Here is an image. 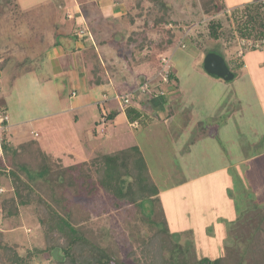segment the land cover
<instances>
[{
    "label": "crops",
    "instance_id": "obj_1",
    "mask_svg": "<svg viewBox=\"0 0 264 264\" xmlns=\"http://www.w3.org/2000/svg\"><path fill=\"white\" fill-rule=\"evenodd\" d=\"M132 1L10 0L0 6V105L6 108L10 116L3 133L8 148L6 151L11 161L14 158L17 162L22 160L37 164L41 161V152L65 167L89 161L94 157L87 158L84 153L89 147L88 142L100 139L104 142L105 138H111L117 130L125 132L124 124L138 132L164 120L174 124L170 126L173 138L194 134L200 139L210 141L214 140L221 132V127H224L223 132L229 137L232 120L227 116L230 112L223 122L224 126L219 122V125H211L208 128L207 122L201 117L203 112L200 109L199 112L202 114H194L197 111L195 106L192 108L193 111H190V107L185 105L186 101L178 104L177 99L181 97L177 86L180 83L179 75L176 85H172L171 82L162 83L157 95L154 96L153 91L138 94L128 106L121 105L115 98L118 92H127L128 89L132 91L136 89L137 92L145 80L143 76L149 72V67L139 59V55H133L134 44L128 45V37L134 29L126 13ZM220 2L225 13L230 15L234 9L254 0ZM81 31L90 38L84 40ZM178 33L184 37L179 44L168 50L172 51V58L183 55V53L179 55L180 44L187 36H191L189 41L193 42L188 41L187 46L191 47L194 54H198L197 70L216 80L222 79L209 75L204 68L207 51L204 45L199 47V43L205 38H200L199 35L198 38L195 37L190 27ZM240 43L235 42L234 51L241 47ZM90 44L95 47L109 74L107 81L95 87L89 84L82 53ZM222 49L226 48L223 46ZM210 51L222 52L217 46H213ZM245 55L244 50L232 57L224 53L229 65L235 56H241L245 62L244 66L235 69L234 79L241 74H244L246 79L251 77L250 63L246 61ZM137 81L138 85L135 83ZM223 82L228 85L231 81ZM252 82L250 83L252 91L248 92L249 95L243 92L236 98L232 97L236 104L245 96L258 100L259 114L256 111H252V114L250 112L241 114L242 119L250 117L253 131L245 126L251 134L245 132L238 137L236 132L233 141L236 147L238 144L240 146L244 144L242 147L246 148L247 152L250 148V139L254 148L256 141L264 136L257 137L255 134V130L264 134V96L260 93L262 89L255 87ZM218 83L216 84L219 85ZM219 88L222 90L221 85ZM221 90L216 92L214 104L228 105ZM242 90L247 91L243 87ZM173 106H178L176 112ZM167 107L173 109L167 111ZM130 112L136 118L131 119ZM155 112L162 117L158 116L159 119H156L157 116L152 115ZM254 115H257L256 120H253ZM136 120L141 123L138 128L131 125ZM245 121L249 122L248 119ZM176 124L180 126L177 130L174 129ZM187 126L192 130H186ZM194 144L193 141L191 147ZM135 145H138L144 154L140 144ZM187 152L191 154L189 149ZM218 156L224 160L223 157L226 155L223 151L220 155L216 151L213 153L209 151L207 156H204V162L202 156L188 157L187 162L192 164L190 169L188 167L189 178L181 176L179 182L168 183L164 187L165 184L160 185L152 173L144 154L151 175L159 188V194L154 202L157 208H160V216L166 220L171 233L179 234L180 239L181 236L187 235L186 233L193 232L195 237L187 236L186 242L190 241L195 245H200L196 234H206L203 241L199 240L201 245H226V242L232 239L230 228L238 219L240 210L246 208L252 200L264 209V151H253L247 157L234 161L253 183L251 187L253 195L249 197L250 199L245 198L247 202L244 205L233 198L232 163L219 164ZM260 156H263L262 161ZM257 161L262 164L258 165ZM6 167L7 171L11 169L8 163ZM253 169L255 172L252 174ZM173 174L175 173L171 171V175ZM183 182L184 189L178 187L182 190L183 201L182 209L178 211L174 200L168 198V193H174L175 185ZM10 184L7 182L8 191L11 192L12 181ZM195 185L203 186L200 194H197L199 197L195 194ZM187 187L195 194L190 193V197H197V200L194 199L196 204L189 207L184 203L189 201ZM150 209L154 210L155 207ZM176 225L178 229L174 228ZM208 227L213 229L208 232L206 230Z\"/></svg>",
    "mask_w": 264,
    "mask_h": 264
},
{
    "label": "rangeland",
    "instance_id": "obj_2",
    "mask_svg": "<svg viewBox=\"0 0 264 264\" xmlns=\"http://www.w3.org/2000/svg\"><path fill=\"white\" fill-rule=\"evenodd\" d=\"M169 1L179 3V6H182L183 9L191 8L193 2V0ZM5 2H9V0H0V6H2ZM144 3L147 8L152 5L151 2L146 0L144 1ZM180 3H182V5ZM186 12L189 13L187 10ZM186 12L183 11V13L185 14ZM199 17L200 18L197 17L198 22L196 21V23L190 24V28L195 33L194 36L197 38L198 35L200 36V38H204L202 35L208 36V23L214 17L222 19L225 30H230L231 32L237 30L235 21L229 16L228 13H225L224 9L217 16L207 15L205 13V15L200 14ZM143 23L144 22L142 19H138L137 23L133 26V29L142 34L145 33L146 38L152 37L153 40H156L160 37V32L156 33L152 31L149 34H147L148 30H144L142 32ZM188 28L189 27H186L185 29ZM175 30L177 31V33L181 32L178 27L175 28ZM236 34L237 32H235V35ZM178 35L180 38L184 37H181L179 33ZM185 36L187 35L185 34ZM189 39H191V36H187L183 43L180 44L181 51L179 52V55L182 53L183 55L177 57L175 56V58H172V51H167L164 54V56H167V58L169 59V64L171 65L173 72L180 77V83H178L177 86L179 88L178 94H180L181 97L177 99V102L179 104L183 103V101H186L185 105L187 107H190V111H193L192 108H194L193 106H195L197 111H195L194 114H202L203 112V115L201 117L204 118L205 122H207L208 128H210L209 126L211 125H219V122H221V125L224 126L225 124H223V122H225L224 120L226 119L227 114H229L230 112L227 118H230V120H232L233 125L231 124V132H229L228 135L229 137L224 134V127H221V132L216 135V138L214 140L210 141L207 139H200L194 134H188L173 138L170 126L174 124H170V122H165L164 120L149 125L144 130L142 129L143 131L140 130L141 132H137V130L135 131L133 128H129V126H126L124 124L123 126L126 127L125 132H118L117 130L115 134L111 136V138H105L106 140L104 142L100 141L102 139L95 140V142L89 141V147L84 153L86 154L87 158H95L100 154H108L120 149L133 146L135 144H140L144 151L145 157L151 167L152 173H154V175L156 176L159 184H165V187L168 183L171 184L172 182H179L181 180V176L183 178H189V175L187 174L190 173L188 172V167L190 169L192 164H189L187 162L188 157L199 158L202 156L204 162V156H207V153H209V151L212 153L216 151L218 155H220L223 151L226 156L223 157L224 160H221V157L218 156L219 159L217 163H232L231 170L232 172H234V175L232 176V187L234 192L233 198H235V200L239 204L244 205L245 202H247V199L245 198L247 197L248 199H250L249 197H252L253 195L251 189V187H253V183L248 176L244 175L246 174L245 172L240 171L241 169H239L238 165H236V162L234 161H239L240 158H245V156L247 157V155L252 153L253 151H264V136L260 137L264 134L255 130V134L260 138L256 141L254 148L252 146V140L250 139V148L248 149L249 153L246 151V148L242 147L244 144L242 146L238 144L237 147L234 145L233 141L235 139L234 137L236 135V132L238 137H240V135H243L245 132L251 134V132H248L246 130L245 126H248L251 131H253L250 125L252 123V121H250L249 119L250 117H245L242 119L243 113L250 112L252 114V111H256L259 114L257 99L253 100L250 99L249 96L248 98L247 96H245L243 100L239 101L236 104L234 102V98L238 97L239 93H251L252 89L250 88V83L252 81L254 82L255 87L262 89V92L260 91V93L262 96H264V42H259L255 45V47H249L247 49H244L243 46H241L240 48H238V50H236L238 53L241 50H244V52H246L245 59L246 61H248V63H250L251 77L249 76V79H246V77L244 78V74H241L240 77L234 80H229L231 82H229L228 85H225L223 79L216 80L215 78H212L207 74L197 70L196 65L198 64V54H194L195 52H193L191 47L187 46V42L189 41ZM191 42L193 41L191 40ZM191 42L189 41V43ZM225 43V40H211L208 38V40H202L199 47H201L203 44L205 47V51L208 52L213 48V46H217V48L223 50L229 57L236 55L237 52L234 51L236 49L234 47L235 42H231L228 44ZM223 46L226 49H222ZM249 46H251V44ZM143 77L145 78L146 76ZM138 81L135 82L137 83V85L139 84ZM218 82L221 83L219 84ZM216 83L222 86V90ZM173 84L176 85V82H172V85ZM242 87L247 91H243ZM201 88H205V90ZM135 90L132 91L128 89L127 91L126 89L127 92L123 93L126 94L129 92H135ZM219 90L224 93L228 105H226V103H222L220 105L214 104L215 94ZM138 94L144 93H141L140 91L136 92L135 98ZM131 100L133 101V99ZM173 108H175L176 112V108H178V106H173ZM173 108L167 107L166 110L170 111ZM199 109L202 112H199ZM169 114L170 113H167V115ZM152 115L157 116L156 119H159L158 116L160 115H157L156 112ZM99 116L100 115H98V117ZM173 116L174 115H171V117ZM256 116L257 115H254L253 120H256ZM247 119L249 120V122L245 121ZM141 127H143V125ZM179 127L180 126L176 124L174 129L177 130L179 129ZM201 128L203 127L201 126ZM185 129L192 130L190 126L185 127ZM195 131H197V126L195 128ZM193 141L195 142V144L193 147H191ZM188 149L191 151V154H188ZM262 157L263 156H260L261 161ZM257 162L259 165L260 161ZM40 163H32L31 165H29L32 172L38 171L37 169L39 168L35 167H40ZM53 163V169L55 173H58L60 170L62 171L65 167L62 164H58L56 161H53ZM253 164L254 162L251 163L252 167ZM171 171H173L175 174L171 175ZM253 172H255L254 169L252 170V174ZM19 173L20 176H24L25 179H29V176H27V173H25L24 171H21ZM228 173H230V171ZM55 177L56 174H54L52 178L48 179V181L50 180V182L48 183L37 176L34 178V180L29 181L35 187V190H37V195L39 197L47 199L56 209L61 211L63 214H68L69 216H71L70 218L72 219V222L74 224L84 227L90 237L97 240V242L101 246L110 249L120 259L128 262L129 264L154 263V261L152 260H155V255H157L154 252L155 250L153 251L152 249V247H154L153 245H157V241H154L158 236L164 237L165 233L162 230V228L164 227V223L162 222L160 212L153 213L152 209H150L153 207L152 202L147 200V202H144L143 204H121L120 202L119 204L117 198L108 194L103 189H100L94 195L89 196H87L86 194L75 196L73 195V191L71 193L69 191L67 197L64 199L60 195V189L63 187L60 186V183H58L60 182V180ZM10 181H12V176L10 175V172L7 171L6 174L1 177L0 187V257H2L1 253L3 250L1 244H4L6 242L18 244V252L21 255L26 256L29 249L37 250L44 247L46 243L43 237L44 234L40 229V224L37 221V217L31 208L22 207L19 216L11 218L7 216L8 207L7 205L3 207L1 201H3V199L5 198L11 197L14 194L13 190H11V192L8 191L9 188L7 182L10 184ZM65 184H67L66 181ZM183 184L184 182L177 183L175 185V188H173L175 190L174 193H168V198L174 200V204L177 206L178 211H181L183 206L181 192V189H184L182 187ZM178 187H180L181 189H178ZM201 187L203 186H194L196 196L200 194ZM187 189V199L189 201L188 203H184L185 205H187V207H189L190 205L196 204L194 199L197 200V197H190V193H194L191 191L190 187H187ZM248 217H252V220L246 223L245 234L250 237L253 232H255L257 223L260 220L259 211L252 210L248 214ZM176 226H174V228L178 229V226ZM212 229L213 228L208 227L206 230L209 232ZM186 234L187 235H183V237L181 236V239L179 234H175V237L171 236V239L175 244L180 242L182 246L187 249L186 254L188 256L194 254L197 258H199V256L211 258L219 257L224 253L225 247L228 244L234 245L236 242L234 236H231L232 239H229L226 242V245H201L199 240L203 241V238L206 234H196V239L200 245H187V236L195 237V235L193 232L191 234ZM208 235H210V233H208ZM260 242L262 243V248L264 249V230L260 235ZM237 246L240 248V250L244 249L241 245ZM171 255L172 254L170 250L168 248H165L163 254L164 257L162 258L169 259ZM56 257H59L58 253H54L53 255L49 253H41L38 256H35V258L32 260V264H56ZM158 259V261L161 262L160 256L158 257ZM231 262L233 263V261ZM0 264H6L4 258L2 260L0 259ZM228 264H230V262ZM244 264H252L251 258L246 260Z\"/></svg>",
    "mask_w": 264,
    "mask_h": 264
},
{
    "label": "trees",
    "instance_id": "obj_3",
    "mask_svg": "<svg viewBox=\"0 0 264 264\" xmlns=\"http://www.w3.org/2000/svg\"><path fill=\"white\" fill-rule=\"evenodd\" d=\"M144 1H132L126 13L130 25L134 26L138 19H142L144 22L142 32L148 30L147 34L152 31L161 34L158 39L153 40L152 37L146 38L145 33L142 34L137 30H132L128 37V45L134 44L133 55H139V59L149 67V74L145 75L146 79L143 83L150 78H157L164 66V62L160 58L182 40L175 28L178 27L182 31L186 27H190V24L196 23L200 18V14L205 15L206 13L207 15L217 16L224 9L220 0H193L191 8L185 9L179 6V3L170 2L169 0H146L152 3L147 8ZM182 3L180 4L182 5ZM229 16L233 18L237 25L236 31L225 30L222 19L214 17L208 23V36H202L207 40L208 38L211 40H225L227 44L240 41L244 49L255 47L257 43L264 42V4L262 2L254 0L252 3L234 9ZM235 32H237L236 35ZM80 33H82L81 37L84 40L90 38L83 31ZM250 44L251 46H249ZM82 53L90 86L95 87L107 81L109 74L99 59L95 47L92 44L87 45ZM244 64L245 62L241 56H235L230 60V67L234 71L244 66ZM176 81L177 75L171 70L169 82ZM160 90L161 86L157 84L153 87L152 94L155 96ZM118 93H123V91ZM0 110L7 113L6 108L1 105ZM130 115L131 119L136 118V116H132L131 112ZM2 143L0 187L1 177L7 172L6 163H8L11 166L9 172L12 176L14 194L3 199L1 204L3 207L7 205V216L10 218L19 216L22 207L31 208L40 224L46 245L37 250L29 249L27 255L24 256L18 252V244L6 242L1 244L3 249L1 260L4 258L6 264H32L35 256L41 253L51 255L58 253L59 257L55 259L56 264H129L90 237L84 227L74 224L70 218L71 216L63 214L47 199L39 197L37 190L29 180H34L37 176L48 183L50 182L48 179L56 174L55 178L60 180L58 183L63 187L60 189V195L64 199L69 191L70 193L73 191L75 196H81L82 194L89 196L103 189L117 198L118 203L121 204H143L149 200L155 207L152 212L159 213L160 208H157L154 202L155 197L159 194V188L138 145L108 154H100L89 161L64 167L62 171L55 173L53 159H50L44 153L41 152L40 154V167H35L39 168L38 171L32 172L29 166L32 162H22V160L17 162L14 158L11 161L9 153L6 151L8 148L4 133L2 134ZM11 162L12 164H10ZM21 171L27 173L29 179L20 176L19 172ZM65 181L67 184H65ZM159 206L161 207L160 204ZM252 210L259 211L260 220L257 223L255 232L249 237L245 234V226L247 222L252 220V217H248ZM162 222L164 223L162 230L165 236H158L155 239L154 242L157 241V245H153L152 249L155 250L154 252L157 255H155L156 259L152 260L154 263L151 264H228L229 262L230 264H244L249 258H251L252 264H264V249L260 242V235L264 230V209L253 200L246 208L240 210L238 219L230 228L236 246L228 244L224 253L215 258L200 256L197 258L194 254L188 256L186 254L187 249L180 242L175 244L172 241L171 236L175 237V234L171 233L164 218H162ZM187 245L195 244L188 241ZM237 245H241L244 249L240 250ZM165 248H168L172 254L169 259L162 258L164 257ZM159 256L161 262L158 261Z\"/></svg>",
    "mask_w": 264,
    "mask_h": 264
},
{
    "label": "built area",
    "instance_id": "obj_4",
    "mask_svg": "<svg viewBox=\"0 0 264 264\" xmlns=\"http://www.w3.org/2000/svg\"><path fill=\"white\" fill-rule=\"evenodd\" d=\"M264 4V0H259ZM251 43V42H250ZM164 62V66L162 70L159 72V75L157 78H150L146 82L139 87L137 92L141 93H148L152 92L153 87H155L157 84L161 85L162 83H168L170 79V73H171V65L169 64V59L167 56H163L160 58ZM136 92V91H135ZM135 92H129V93H117L115 95V98L118 99V101L121 103L123 106H128L131 104V99L135 98ZM134 97V98H133ZM10 120V116L8 113H3L0 110V156L3 155V143H2V134L6 130L7 126L6 124ZM132 127L138 128L140 126V122L138 120L132 122Z\"/></svg>",
    "mask_w": 264,
    "mask_h": 264
},
{
    "label": "water",
    "instance_id": "obj_5",
    "mask_svg": "<svg viewBox=\"0 0 264 264\" xmlns=\"http://www.w3.org/2000/svg\"><path fill=\"white\" fill-rule=\"evenodd\" d=\"M224 51H210L206 54L204 60V68L206 72L216 78L224 80H233L236 76L235 71L228 64L224 56Z\"/></svg>",
    "mask_w": 264,
    "mask_h": 264
}]
</instances>
